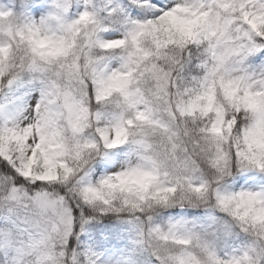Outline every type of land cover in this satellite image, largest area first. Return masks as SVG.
I'll return each instance as SVG.
<instances>
[{"label":"snow or ice","instance_id":"1","mask_svg":"<svg viewBox=\"0 0 264 264\" xmlns=\"http://www.w3.org/2000/svg\"><path fill=\"white\" fill-rule=\"evenodd\" d=\"M0 264H264V0H0Z\"/></svg>","mask_w":264,"mask_h":264}]
</instances>
